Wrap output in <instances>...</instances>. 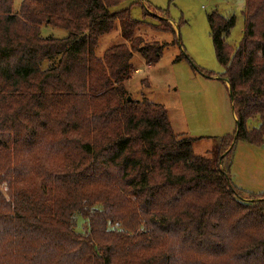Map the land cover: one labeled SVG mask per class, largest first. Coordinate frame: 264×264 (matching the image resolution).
<instances>
[{"label": "trees", "instance_id": "16d2710c", "mask_svg": "<svg viewBox=\"0 0 264 264\" xmlns=\"http://www.w3.org/2000/svg\"><path fill=\"white\" fill-rule=\"evenodd\" d=\"M122 1L22 0L13 13L0 0V264H264V191L242 198L230 177L236 141L264 147V0H245L234 47L235 17L207 14L235 117L209 156L163 104L128 94L134 53L151 66L169 43L144 42L130 6L112 10ZM168 20L151 28L175 36Z\"/></svg>", "mask_w": 264, "mask_h": 264}, {"label": "rangeland", "instance_id": "374dc122", "mask_svg": "<svg viewBox=\"0 0 264 264\" xmlns=\"http://www.w3.org/2000/svg\"><path fill=\"white\" fill-rule=\"evenodd\" d=\"M22 0H12L11 10L18 11ZM142 1V2H141ZM124 0L112 10L130 6V15L145 25L135 33L151 44L169 43L157 63L146 65L134 53V71L125 81L128 94L136 99L146 97L163 104L175 132L195 138L193 152L209 156L219 139L235 129L229 86L223 78V68L218 63L209 35L207 14L215 11L221 16L235 17V24L225 42L236 46L241 39L245 0ZM156 8V9H155ZM146 9V16L143 10ZM160 9L161 11L157 10ZM168 18L175 36L167 31L153 30L152 24H160ZM42 36L65 37L68 32L59 27L40 26ZM175 37L177 39H175ZM119 30L99 37L95 54L120 42ZM183 54L180 60L176 57ZM222 157V156H221ZM230 177L233 184L247 193L264 191V147L236 141L231 158ZM241 191V190H240ZM242 198H247V193ZM77 230L82 231L80 221Z\"/></svg>", "mask_w": 264, "mask_h": 264}, {"label": "crops", "instance_id": "0c3cea01", "mask_svg": "<svg viewBox=\"0 0 264 264\" xmlns=\"http://www.w3.org/2000/svg\"><path fill=\"white\" fill-rule=\"evenodd\" d=\"M237 186V185H236ZM241 191H243V193L245 192V191H248V190H244V189H242V188H240V187H238ZM245 193H247V192H245Z\"/></svg>", "mask_w": 264, "mask_h": 264}, {"label": "water", "instance_id": "95a60500", "mask_svg": "<svg viewBox=\"0 0 264 264\" xmlns=\"http://www.w3.org/2000/svg\"><path fill=\"white\" fill-rule=\"evenodd\" d=\"M230 97L232 98V94H231V92H230ZM128 98H130V97H128ZM236 134V133H235Z\"/></svg>", "mask_w": 264, "mask_h": 264}]
</instances>
